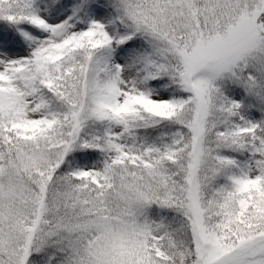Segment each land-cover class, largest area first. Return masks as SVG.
Listing matches in <instances>:
<instances>
[{"label":"snow or ice","instance_id":"1","mask_svg":"<svg viewBox=\"0 0 264 264\" xmlns=\"http://www.w3.org/2000/svg\"><path fill=\"white\" fill-rule=\"evenodd\" d=\"M0 264H264V0H0Z\"/></svg>","mask_w":264,"mask_h":264}]
</instances>
